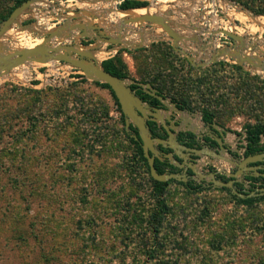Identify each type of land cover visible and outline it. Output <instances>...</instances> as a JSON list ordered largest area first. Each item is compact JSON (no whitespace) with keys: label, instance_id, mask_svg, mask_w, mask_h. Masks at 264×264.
<instances>
[{"label":"rangeland","instance_id":"obj_1","mask_svg":"<svg viewBox=\"0 0 264 264\" xmlns=\"http://www.w3.org/2000/svg\"><path fill=\"white\" fill-rule=\"evenodd\" d=\"M82 1L35 0L11 24L14 36L2 40L5 48L35 45L49 27L89 22L95 26L91 34L81 37L75 29L76 34L61 38V43L96 45L100 63L104 56L120 57L130 85H138L131 80L144 84V60L156 62L167 52L165 45L179 54L164 33L154 34L163 32L161 28L144 22L124 25L130 36L123 43H133L130 48L106 54L114 45L104 37H116L121 23L114 9L122 0ZM147 1L145 5L163 8L158 13L173 21L186 23L193 15L200 27L229 28L246 42L257 43L249 54L263 53L264 0H229L227 5L223 0ZM14 2L0 0V23L22 3ZM170 9L173 15L166 14ZM196 35V43H207L209 53L214 36ZM138 36L143 37L140 45L135 43ZM144 36H150L146 44ZM232 60L221 61L241 69L212 81L218 89L212 88L210 97L219 95L220 84H225L227 96L215 100L218 108L212 112L234 140L231 149L239 151L244 143L238 142L246 141L243 126L264 123V71L255 73ZM214 62L195 66L188 61L193 67ZM48 63L26 62L0 74V264H264V200L238 205L221 190L189 193L170 183L163 194L169 210L155 244L147 225L155 203L152 183L137 148L123 133L109 90L77 68ZM189 94L182 112L173 108L171 96H165L160 109L179 120L177 130L200 132L201 107L206 102L215 105L194 98L193 91ZM224 156L232 157L228 152ZM153 247L156 252L149 258L146 253Z\"/></svg>","mask_w":264,"mask_h":264},{"label":"water","instance_id":"obj_2","mask_svg":"<svg viewBox=\"0 0 264 264\" xmlns=\"http://www.w3.org/2000/svg\"><path fill=\"white\" fill-rule=\"evenodd\" d=\"M34 1L35 0H25L20 5L15 7L8 17L3 19L0 23V35L4 33L15 21V19L23 12V10L28 8ZM144 1L147 3L149 2L147 0ZM223 1L226 3L225 5H227V3H231L228 2L229 0ZM180 10L182 11L181 13H184V9ZM174 12V10L170 9L168 12H166V14L173 15ZM192 16L193 15L186 17L185 23L179 21V19H175V21H173L161 13H152L140 16L136 23L144 22L145 24L149 25L151 24L150 21L159 23L163 32H154V34L162 35V33H164L167 39H169L172 48L182 56L186 57L187 60L195 66L206 65L214 61L224 60L225 58H232L234 63L241 65L245 69H251L255 73H258V70L262 72L264 71V50H259V52L261 51L260 53L263 52L261 57L258 54H249L250 48H253V50L258 48L255 41L248 43L244 40V37L222 27L214 29L209 27H200L198 24H195L194 19L196 18L192 19ZM120 23L121 24L118 26V30L115 33L116 37H104L106 42L112 43L114 45V47L106 50V54L108 52L114 53L122 47L130 48L129 45H133L131 42L123 43V40H126V37L130 36V33L124 26L128 25V22L121 21ZM67 24H69V28H74V30L78 29L79 35L81 37L88 36L91 34V29L95 28V26H91L89 22L76 25L67 22L66 24H62L57 28H54L53 31L50 30V32L38 45H35L31 48L11 49L10 51L7 49L5 54H0V74L8 72L10 69L26 62H38L45 64L52 61L63 62L69 67L77 68L86 78L109 85L119 103L121 112L124 116L125 129L128 131L130 124L137 129L138 136H135L134 134L133 136L134 138L139 139L143 155L146 158L148 164L150 176L154 180L167 181L169 179H175L186 182L189 179H194L199 182H203L205 185H208L211 188L226 187L232 194L240 198L264 194V186L251 190H243L240 189V187L236 184L239 183L241 176L257 175L264 177V171H262L264 169V165L257 164V162H264V150L247 154L241 158L224 156L225 152H227L224 148V141L222 139L224 131H222L223 129L215 123H213L214 127L221 130L219 132L220 136L214 137V140L219 145V149L217 151L208 147H190L181 144L175 139V134L172 132V130L166 126L164 117H166V119L169 118L162 114V109L157 106H151L147 102L143 101L142 98L130 87V84L125 78L118 77L106 71L102 67V64L98 62L95 56L97 51H95L94 46L96 45L90 44L87 46H81L74 44H64L61 42H52L53 44L51 45L47 44L51 38H67V36L64 37V35L61 34L62 30H64ZM207 29L209 32L206 31ZM96 31L102 33V31L99 30ZM189 31L193 33L189 34ZM197 32L200 34L204 33V35H209L210 38H213V36L215 38V34L221 33L226 38L233 40V43H227L225 45H221L220 47H214V44L211 43V51L207 53L205 51L207 48V43H196L199 39L196 35ZM135 34H141V32L136 31ZM144 34H146V32H144ZM62 35L63 37H61ZM149 38L150 36L147 38L144 36V44L147 43ZM142 39L143 37L138 36V39L135 40V43L138 45L142 44ZM118 43L119 45L115 47V44ZM188 43L192 44V46H195V48L190 47ZM108 57L111 56H104L103 59ZM131 81L133 83H137L140 86L144 85V92L156 96L160 102L166 104V97L158 94L157 90L150 83L141 84L134 80ZM171 104H173V102H171ZM173 108L177 112H182V110L176 106H173ZM147 120L160 121L166 128L167 137L164 138L153 136L148 127ZM192 132L197 135L196 139L202 137V141H205L202 134L195 131ZM157 145L171 149L170 152L164 153V157H167V160L170 164L180 168V171H165L159 173L156 170L154 166L155 157L161 160L163 159L161 156L162 152L158 150ZM200 154L209 155L217 159L224 160L232 165L234 170L229 171L226 174L229 176V178L224 180L222 178H218L214 171L201 172L198 170L193 157ZM187 169H190L191 174L186 172Z\"/></svg>","mask_w":264,"mask_h":264},{"label":"trees","instance_id":"obj_3","mask_svg":"<svg viewBox=\"0 0 264 264\" xmlns=\"http://www.w3.org/2000/svg\"><path fill=\"white\" fill-rule=\"evenodd\" d=\"M24 0H15V6L20 4ZM147 4L146 1L141 0H122L119 7L120 8H130L140 5ZM14 6V7H15ZM13 9V8H12ZM11 9V10H12ZM10 12V10H9ZM157 46V45H156ZM167 47L166 51L162 53L161 57L156 62H150L146 59L144 60V79L142 80L144 83H150L156 90L157 93L165 96H171L172 100L175 102L176 106L180 109H185L189 105V92L193 91V93L196 96H193L194 98L200 97L201 99L206 98V100H209L211 103H215V101L218 98L224 97V94H226V86L225 84H220L219 95L217 94L215 97L212 95V88L218 89V86L214 83H211L212 81H217L225 76L230 75L232 70L235 69H241L237 65H231L224 63L223 61L219 60L216 61L206 67H193L186 58L183 56L173 52V50L170 48V46L165 45ZM145 50V49H144ZM150 52L146 54V58ZM177 63V65H176ZM102 67L121 78H127L130 77L128 74V70L125 66V64L122 62L120 57L118 56H111L106 59H104L102 62ZM95 83L102 84L106 89L109 90L111 96L114 99V102L116 103L118 110L121 114V119L123 121V133L126 135L127 139L137 148V156L138 159L143 163L145 166L146 172L149 176V179L152 183V191H153V197L155 198V203L153 206V209L151 210L147 225L151 229L152 235L154 237L153 241L155 244H158V241L156 240L160 233V223L165 218V216L168 214V204L166 199L164 198L163 194L165 192V188L170 183H176L178 185H181L187 192L189 193H196L199 191H211L213 190H221L225 191L230 197L231 200L238 205L243 206H252L258 201L264 200V194L258 195V196H250L245 198H240L235 196L230 192V190L226 187H219V188H211L208 185H204L202 182L195 181L194 179H189L186 182L184 181H178L175 179H169L167 181H157L154 180L149 173L148 164L146 161V158L143 155L141 145L139 142V139L134 138L133 134L135 136H138L137 130L133 125H129V130L127 131L125 129V122H124V116L121 112L119 103L113 94L112 90L110 89L109 85L103 82L95 81ZM130 87L134 90L137 86L135 84L130 85ZM136 94H138L143 101L147 102L148 104H151L153 106H158L160 101L156 96L150 95L146 92L142 91H136ZM225 96V97H226ZM208 98V99H207ZM202 100L198 101L201 103ZM203 104L201 107V117L202 120L210 124L212 122H216L213 115V107L218 108L215 106H211V104ZM200 109V108H199ZM148 127L152 133L153 136H159L161 137V134L159 132V128L156 126L155 122L148 121ZM215 132V130L213 131ZM240 135V134H238ZM243 135L245 141L244 146V155L246 154H252L256 152H260L264 150V143H261V136H264V123H247L243 126ZM193 134L189 133V137H192ZM212 143H216L212 140ZM228 152L232 156H236V153L234 151L228 150ZM154 166L156 170L159 173L169 171L174 172L178 171L180 168L170 164L167 160H161L157 157L154 159ZM188 174H191L190 171H188ZM219 178H222L224 180L228 179L226 176L218 175ZM251 178H259L264 182V177L262 176H249ZM237 186L241 187L240 183H236ZM156 247V246H155ZM152 248L148 251L146 254L149 258H153L154 251L156 252V248Z\"/></svg>","mask_w":264,"mask_h":264},{"label":"flooded vegetation","instance_id":"obj_4","mask_svg":"<svg viewBox=\"0 0 264 264\" xmlns=\"http://www.w3.org/2000/svg\"><path fill=\"white\" fill-rule=\"evenodd\" d=\"M136 85V84H135ZM137 87L134 89V91H135V93H136V91H142L143 93H144V88H141V87H139L138 85H136ZM151 105V104H150ZM151 106H153V105H151ZM160 106H161V102L159 103V105L157 106V107H159L160 108ZM177 108H179V107H177ZM180 109V108H179ZM181 110H183V109H181ZM169 119H166V117H164V121H165V123H166V126L168 127V128H170L171 130H172V132L175 134V139L178 141V142H180L181 144H183V145H185V146H190V147H208V148H211V149H214V150H218L219 149V145H218V143L214 140V137H219L220 136V134H219V132L221 131L220 129H218V128H216V127H214V124L213 123H215V124H217L216 122H212V123H210V124H207V123H205L204 121H203V123H204V126H203V128H201L200 129V132H197V133H200V134H202L203 135V138L205 139V141H202V137H200L199 139H196V136L197 135H195V133H193L192 131H189V130H186L185 128H182V129H178L177 130V127H178V125H179V120H177L176 119V117L173 115V116H171V115H168L167 116ZM201 119H202V117H201ZM148 121H153V122H155V124H156V126L159 128V132H160V134H161V137H167V131H166V128L162 125V123L160 122V121H154V120H147V124H148ZM218 126H220L219 124H217ZM174 126V127H173ZM176 126V127H175ZM137 130V129H136ZM215 130V132H213ZM222 131H224V134H223V136H222V139H223V141H224V137H225V134L227 133L226 132V130H222ZM189 133H192L193 134V136L192 137H189ZM241 138V137H240ZM244 139V135H243V137H242V140ZM212 140L213 141H215L216 143L214 144V143H212ZM240 143H243V141L241 142H238V144L237 145H239ZM244 146H245V142H244ZM244 146L242 145V144H240V146H239V149L240 148H242V151L241 152H239L238 150H232L231 148H230V145L229 144H227L225 141H224V148H225V150L228 152V150H231V151H234L235 153H236V156H234V157H239V158H241V157H243V156H245L244 155ZM157 148H158V150L160 151V152H162L161 153V156H162V160H167V157H164V153H167V152H170L171 151V149H169V148H165V147H162L161 145H157ZM229 153V152H228ZM230 154V153H229ZM231 155V154H230ZM247 155V154H246ZM196 157H198V155H195L193 158H194V161H195V158ZM168 161V160H167ZM196 163V162H195ZM264 163V162H263ZM259 165V164H258ZM262 165H264V164H262ZM232 170H234V168H232V169H230V171H232ZM178 171H180V169L178 170ZM188 171H190V169H187V173H188ZM210 171H214L213 169H210ZM262 171H264V169L262 170ZM191 172V171H190ZM202 172V171H201ZM205 172H208V171H205ZM215 173H216V176L219 178V176L218 175H221V176H226L227 178H229V176L228 175H226V173L225 172H219V173H217V171H214ZM249 176H257V175H245V176H241V179H249V178H251V177H249ZM241 179H240V181H239V183L241 184V187H240V189H243V190H251L252 188H245L244 186H243V182L241 181ZM251 179H254V180H257L258 182H259V186H257L256 188H259V187H262V186H264V182L261 180V179H259V178H251ZM195 181H197V180H195ZM203 183V182H202ZM204 184V183H203ZM205 185V184H204ZM256 188H254V189H256Z\"/></svg>","mask_w":264,"mask_h":264},{"label":"bare ground","instance_id":"obj_5","mask_svg":"<svg viewBox=\"0 0 264 264\" xmlns=\"http://www.w3.org/2000/svg\"><path fill=\"white\" fill-rule=\"evenodd\" d=\"M175 0H157L156 3H161V4H164L165 2H173ZM97 2V1H96ZM189 2V1H188ZM82 3H84V1H82ZM183 3V2H182ZM187 3V2H186ZM97 4V3H96ZM152 4V3H151ZM169 4V3H168ZM180 4V3H179ZM88 6V5H87ZM165 11L163 8H158V9H152L150 6H147V5H141V6H135V7H130V8H116L114 9V13H115V17L119 19V21H126L128 22L127 24H132L133 26H135L137 20L140 18V16H143V15H146V14H152L153 13H158V12H163ZM165 13V12H164ZM160 14V13H159ZM88 19V18H86ZM247 19V18H246ZM132 20V21H131ZM181 20V19H180ZM151 24H154L155 26H159V28L161 27V25L159 23H155L153 21H150ZM38 23V22H37ZM69 24H67V26H65L64 30H62V33L64 36H69L70 35H73V34H76L74 33V28H69L68 27ZM54 26V25H53ZM251 27V26H250ZM12 26H9L8 29L2 33L0 35V54H5V52H7V48H5V45L3 43L6 42L5 39L7 38H11L13 37L14 35L13 34V31H12ZM155 28V27H154ZM18 29V28H17ZM49 30H54L53 27H49ZM229 30V28L227 29ZM68 31V32H67ZM233 32V31H232ZM62 35V36H63ZM15 39V38H14ZM3 40V41H2ZM53 40V41H52ZM62 40L64 39H61V38H51L50 41L47 42V44L51 45L53 43H59V42H62ZM12 42V41H11ZM17 42V41H16ZM36 42V41H35ZM53 42V43H52ZM40 44L37 43L35 45H38ZM31 43H26L23 47L21 46H12L13 49H19V47L21 48H31L33 46H35ZM11 49L9 48L8 51H10ZM42 64H45V63H42ZM49 64V63H48ZM47 65V64H46ZM20 66V65H19ZM15 77V76H14ZM17 78V77H16ZM21 78V77H20Z\"/></svg>","mask_w":264,"mask_h":264},{"label":"built area","instance_id":"obj_6","mask_svg":"<svg viewBox=\"0 0 264 264\" xmlns=\"http://www.w3.org/2000/svg\"><path fill=\"white\" fill-rule=\"evenodd\" d=\"M227 38L219 33V34H215V38L214 41L212 42L214 44V47H220L221 45H225ZM244 143V141H243ZM242 151V148L239 149V152ZM218 159L209 155H203L200 154L198 155V157L195 158V162H196V166L198 168V170L200 171H209L210 169H213L214 171H217V173L219 172H225L227 174V172L230 171L231 168H229L228 166H222L218 161ZM228 165V163H227ZM241 179V178H240ZM241 181L243 182V186L245 188H256L257 186H259V182L257 180L254 179H241Z\"/></svg>","mask_w":264,"mask_h":264},{"label":"crops","instance_id":"obj_7","mask_svg":"<svg viewBox=\"0 0 264 264\" xmlns=\"http://www.w3.org/2000/svg\"><path fill=\"white\" fill-rule=\"evenodd\" d=\"M224 141H225L227 144L230 145V148L233 147V145H234V142H233V141H234V140H233L232 138H228V133L225 134ZM257 164L262 165V164H264V163H263V162H257Z\"/></svg>","mask_w":264,"mask_h":264}]
</instances>
